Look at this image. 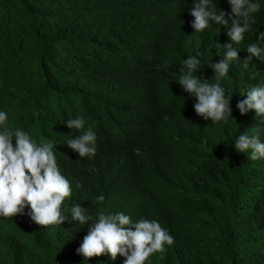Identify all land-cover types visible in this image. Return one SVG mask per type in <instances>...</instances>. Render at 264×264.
I'll use <instances>...</instances> for the list:
<instances>
[{
  "label": "trees",
  "instance_id": "16d2710c",
  "mask_svg": "<svg viewBox=\"0 0 264 264\" xmlns=\"http://www.w3.org/2000/svg\"><path fill=\"white\" fill-rule=\"evenodd\" d=\"M5 118L123 145L70 191L0 142V264H264V0H0Z\"/></svg>",
  "mask_w": 264,
  "mask_h": 264
},
{
  "label": "clouds",
  "instance_id": "9594fccd",
  "mask_svg": "<svg viewBox=\"0 0 264 264\" xmlns=\"http://www.w3.org/2000/svg\"><path fill=\"white\" fill-rule=\"evenodd\" d=\"M212 14L219 18L223 16V12L220 13V10H213ZM224 24L225 22L220 25L222 26ZM229 30L232 34H241L243 26L241 22L231 19ZM226 45H228L227 41L224 46ZM21 116L24 117L22 114ZM5 123L6 118L1 124L2 127H0V142L2 145L8 146L12 149L13 159L9 160L10 162H22L28 167L26 184L31 181L38 182L39 178H46V165L51 164L57 168V173L54 176V179L59 176L67 178L68 189L71 191L72 184L68 176L73 171L79 170V159L81 157L84 155H89L90 157L96 155V149L106 141L123 145V143L119 142L115 137L107 133L100 134L96 131L91 132L86 129L78 130L76 125H74L69 118H66L64 127L54 133L49 144L47 139L38 137L37 135H34L35 138H33L27 131L21 129L17 125L15 126L13 121H10L11 129H7V124ZM21 132L30 135L32 139L30 141H25L21 136ZM82 132L86 133L81 135ZM66 161H68V166L64 173L62 172L60 165ZM5 168V164L0 166V173L2 172L0 177L3 175ZM2 191L4 194L16 196L17 193L22 191V188L15 178L14 181L8 184L2 189ZM26 195L32 197L35 196V193L26 192ZM16 197L23 198V195Z\"/></svg>",
  "mask_w": 264,
  "mask_h": 264
}]
</instances>
